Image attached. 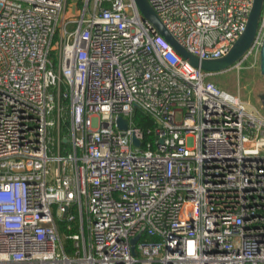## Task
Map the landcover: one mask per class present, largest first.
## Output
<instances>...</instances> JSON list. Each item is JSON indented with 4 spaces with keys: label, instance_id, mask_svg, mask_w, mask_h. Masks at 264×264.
Returning <instances> with one entry per match:
<instances>
[{
    "label": "built area",
    "instance_id": "2783aa9c",
    "mask_svg": "<svg viewBox=\"0 0 264 264\" xmlns=\"http://www.w3.org/2000/svg\"><path fill=\"white\" fill-rule=\"evenodd\" d=\"M147 2L198 60L253 4ZM211 74L132 0H0V264H264V118Z\"/></svg>",
    "mask_w": 264,
    "mask_h": 264
},
{
    "label": "water",
    "instance_id": "95a60500",
    "mask_svg": "<svg viewBox=\"0 0 264 264\" xmlns=\"http://www.w3.org/2000/svg\"><path fill=\"white\" fill-rule=\"evenodd\" d=\"M263 1L264 0H253L245 30L239 37V39L234 43L229 53L225 57L217 60H198L196 57L188 53L183 47H181L170 35V33L165 29L163 24L156 16L154 10L148 4L147 0H132L142 19L150 22L158 31V33L169 44H171V46L178 54L186 59L192 66L200 68L201 70L208 73L221 72L234 66L235 63L238 62V60L248 50L256 34ZM260 62V73L264 76V46L262 47L260 52ZM118 123L120 125V128L125 129V121H123L121 118H118ZM134 143L138 145L139 141L134 140ZM138 238L139 237H136V240ZM132 252L134 253V247H132Z\"/></svg>",
    "mask_w": 264,
    "mask_h": 264
},
{
    "label": "rangeland",
    "instance_id": "374dc122",
    "mask_svg": "<svg viewBox=\"0 0 264 264\" xmlns=\"http://www.w3.org/2000/svg\"><path fill=\"white\" fill-rule=\"evenodd\" d=\"M79 2L83 0H68L69 4ZM260 63V55L255 63L253 56H249L240 67L232 66L224 71L212 73L206 80L226 93L238 97L248 108L256 110L264 118V76L260 73ZM74 215L77 216L76 211Z\"/></svg>",
    "mask_w": 264,
    "mask_h": 264
},
{
    "label": "trees",
    "instance_id": "16d2710c",
    "mask_svg": "<svg viewBox=\"0 0 264 264\" xmlns=\"http://www.w3.org/2000/svg\"><path fill=\"white\" fill-rule=\"evenodd\" d=\"M78 4H80V2ZM134 123L137 127L144 129V130L153 127V121L147 115H144L142 112H140L138 110L135 111ZM73 225H75V224H73ZM60 228L63 229L64 224H60ZM75 232H77V230H76V227L74 226L73 229L68 232V234H72ZM66 245H67L66 250L69 252L70 250H69L68 246L70 245V241H66Z\"/></svg>",
    "mask_w": 264,
    "mask_h": 264
}]
</instances>
